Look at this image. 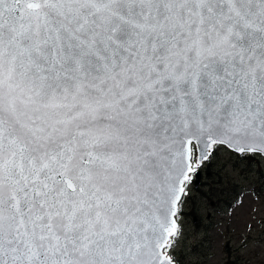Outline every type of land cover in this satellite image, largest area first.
Wrapping results in <instances>:
<instances>
[{"label":"snow or ice","instance_id":"snow-or-ice-1","mask_svg":"<svg viewBox=\"0 0 264 264\" xmlns=\"http://www.w3.org/2000/svg\"><path fill=\"white\" fill-rule=\"evenodd\" d=\"M262 194L264 0H0V264H248Z\"/></svg>","mask_w":264,"mask_h":264},{"label":"rangeland","instance_id":"rangeland-1","mask_svg":"<svg viewBox=\"0 0 264 264\" xmlns=\"http://www.w3.org/2000/svg\"><path fill=\"white\" fill-rule=\"evenodd\" d=\"M208 179L209 178L206 171L203 179L199 184V187L202 190L209 191L211 193V189L205 183V181ZM236 182L241 184L242 186L245 184V182L240 180L239 177L236 178ZM216 187H222L224 189V191L222 192L218 191L213 193V198L219 201L216 207H227L230 202H233V195L235 194L232 187V182L226 181L223 185H216ZM256 187H259V185H256ZM235 191H239V189H236ZM197 195H199V193H197ZM251 204L252 200L247 199L245 207L243 209L233 210V218L221 216L219 213H217L216 220L218 223L217 226L213 228H207L208 221L205 215V209L202 206L199 209L201 225L199 235L202 236L203 234L207 233L210 234L213 239H215L218 232H223L224 237L226 238L228 236L226 229L229 224H232V226L236 228L243 227L244 221L247 219L248 208ZM255 206L259 209H262V215H264V199L256 203ZM191 210V204L189 203V205L186 206L185 211L191 212ZM182 219L185 221L189 232L192 233V235L189 237L188 247L181 250V259L184 261V264H227V261L229 259H236L234 255L230 257L227 251H224L222 253L219 251V241H217V246L212 249V252L210 253L208 258H205L203 255L198 253H192L191 246L196 243L197 239V233L195 231L196 224L194 223V219L191 215H185L184 217H182ZM246 259L248 261V264H264V246H257L255 252L246 257Z\"/></svg>","mask_w":264,"mask_h":264}]
</instances>
